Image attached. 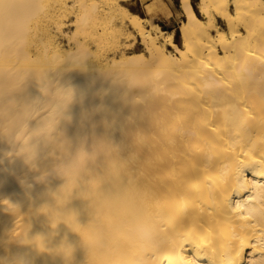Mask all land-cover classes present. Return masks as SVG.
<instances>
[{
    "label": "bare ground",
    "instance_id": "1",
    "mask_svg": "<svg viewBox=\"0 0 264 264\" xmlns=\"http://www.w3.org/2000/svg\"><path fill=\"white\" fill-rule=\"evenodd\" d=\"M140 1L0 0L6 264H264V0Z\"/></svg>",
    "mask_w": 264,
    "mask_h": 264
},
{
    "label": "clouds",
    "instance_id": "2",
    "mask_svg": "<svg viewBox=\"0 0 264 264\" xmlns=\"http://www.w3.org/2000/svg\"><path fill=\"white\" fill-rule=\"evenodd\" d=\"M3 45H4V39L3 36L0 35V48H2ZM4 94H5L4 92L0 91V97H2ZM6 115H7V109L0 107V118H3ZM81 154H83V156L86 159L85 153L83 151H80L66 167H62L60 169L61 174L67 178V182H68V174H70L75 168L78 167ZM77 187H79L78 181H77V186L74 188ZM87 193L88 192L85 191L81 193L84 199H90ZM51 210L55 211L54 209ZM73 215L75 216V214ZM118 217H119V222L115 226L114 231L118 233H122L125 240L129 244L147 245L155 242V240L157 239V232L155 226L148 219H146L144 216L141 215V213L134 204L125 203L124 205H122L118 209ZM95 228L97 232L101 233L104 231L102 227L99 225V223L95 224ZM0 264H6V261L0 259ZM15 264H31V260L29 257H26L22 254L21 258L18 259L15 262Z\"/></svg>",
    "mask_w": 264,
    "mask_h": 264
},
{
    "label": "rangeland",
    "instance_id": "3",
    "mask_svg": "<svg viewBox=\"0 0 264 264\" xmlns=\"http://www.w3.org/2000/svg\"><path fill=\"white\" fill-rule=\"evenodd\" d=\"M131 3H133L135 5L132 8V11L137 12V14H139L142 17H145L144 14L146 15L147 11L145 9V6L142 4V2L140 0H131ZM177 5H178V3H176V6ZM176 9H177L178 13H181V10L179 9V7H176ZM156 18L161 22V24H165L166 26H168L169 30L173 29L176 31V42L179 43L180 38H179L178 26L180 24V21L176 15V13H173L171 16H168V15H166V12H165L164 14H160L158 17L156 16ZM167 20H169V21H167Z\"/></svg>",
    "mask_w": 264,
    "mask_h": 264
}]
</instances>
